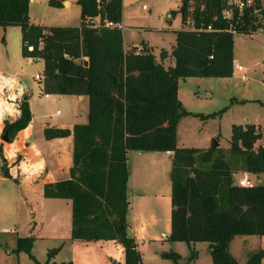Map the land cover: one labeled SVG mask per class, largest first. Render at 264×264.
Masks as SVG:
<instances>
[{"label":"trees","instance_id":"16d2710c","mask_svg":"<svg viewBox=\"0 0 264 264\" xmlns=\"http://www.w3.org/2000/svg\"><path fill=\"white\" fill-rule=\"evenodd\" d=\"M226 1L181 0L182 25L189 17L194 29L175 31L170 55L162 49L157 60L145 43L125 51L121 31L105 27L106 21L121 22L122 0H77L78 27L31 24L30 0H0V27L20 29L21 57L43 61L42 92L88 99L86 124L43 131L46 140L73 138L69 178L44 185L43 197L71 201V239L119 243L123 262L116 264H142L137 242L127 231L129 151L172 153L169 240L207 242L211 264H241L229 251L232 238L264 236V186L240 187L232 179L234 162L246 173H264V127L232 125L226 150L219 145L180 148L176 140L183 117L215 115L187 111L178 99V81L231 78L234 36L264 30V0H252L250 8L241 16L234 11L230 20L222 17ZM49 5L60 2L49 0ZM169 56L174 64L165 68L162 62ZM31 120L28 102L21 101L19 116L3 122L2 136L12 143ZM1 146V172L10 179ZM33 241V236L18 237L16 250L29 252ZM59 249L50 248L45 262L36 263L47 264ZM163 256L180 257L172 251ZM263 258L260 248L243 264H262Z\"/></svg>","mask_w":264,"mask_h":264},{"label":"rangeland","instance_id":"374dc122","mask_svg":"<svg viewBox=\"0 0 264 264\" xmlns=\"http://www.w3.org/2000/svg\"><path fill=\"white\" fill-rule=\"evenodd\" d=\"M56 1L60 2L57 7L50 6L49 0H34L33 3H30V23L34 25L43 23L52 27L78 26L80 10L76 0ZM64 2L70 3V6L66 8ZM180 5L181 0H122L121 17L125 25L124 43L131 46L148 42L156 53L160 51V48L168 49L169 42L174 38L171 31L179 30L181 27V15L178 12ZM171 12H173V18L167 22L166 16ZM261 20L264 23V16ZM20 47V29L18 27L5 29L0 27V57L3 59V72L20 74V68H22L23 73L20 74L22 80L25 83L33 84V76L39 74L38 64H36L39 62L21 64L19 60ZM234 55L237 62L245 69L244 81H241L236 73L232 75L231 79L191 78L179 81L180 100L187 111H193L195 114L202 113L200 115L204 116L215 114L204 120L197 117L200 120H193L194 122L190 124L193 127L192 140L195 142H192L193 145L210 147L214 142H217L223 149L230 144L232 124H240L248 119L264 125V30L251 36L235 35ZM5 59L11 60L8 65L4 64ZM8 99L10 96L3 91L2 103L5 104L6 101H9ZM71 99L74 98L51 96L47 106H41L39 102V112L50 117L52 121L62 118L68 114L69 102L74 101ZM72 103L74 104V102ZM70 105L72 107L71 103ZM76 107H80L77 111L78 114L84 113L85 117L86 109H83L82 105ZM57 111L58 115H56ZM35 112L37 116L38 111ZM35 121L37 123L38 119ZM179 140L181 143V136H179ZM4 143L0 140V144L4 145ZM226 158L229 161L228 153ZM1 166L0 159V168ZM0 173L2 174L1 171ZM252 183L256 184L257 180L252 178ZM262 184L264 185V176ZM19 192L14 182L0 181V264H37L36 261L44 263L47 250L56 245L51 239H34L29 252L16 250L18 237L32 236L28 235L27 208L18 199ZM131 206L129 199V214ZM41 207L40 205L38 210H41ZM157 210V213L164 217L163 207H157ZM162 226H164L163 219ZM139 247L142 264H211L207 242L171 241L165 234H157V242H147L146 240V242H139ZM260 248H264V236L236 235L229 244L230 253L232 252L233 254H231L241 262ZM170 251L177 253L180 257L174 260L163 256V253ZM75 253L78 256V261L82 264H105L98 257L89 260V257L94 253H88L85 245H81L78 250H75ZM31 255L34 259L31 258ZM69 256L70 251L63 250L59 255H56L55 260H68ZM115 258L111 259L115 260ZM111 259H107L106 264L112 263ZM47 264L53 263L49 260Z\"/></svg>","mask_w":264,"mask_h":264},{"label":"crops","instance_id":"0c3cea01","mask_svg":"<svg viewBox=\"0 0 264 264\" xmlns=\"http://www.w3.org/2000/svg\"><path fill=\"white\" fill-rule=\"evenodd\" d=\"M61 1V0H60ZM34 0H30L33 3ZM77 2V0H76ZM66 8L70 6V3H63ZM79 7V6H78ZM80 10V8H79ZM29 14H30V4H29ZM170 14V15H169ZM166 16L167 22L172 20V12ZM95 24L99 23V19L96 18ZM123 25L122 37H123V49L126 51L130 47L129 44L124 43L125 39L123 32L125 30L124 20L121 18ZM80 24V23H79ZM38 25L46 26L43 23H38ZM79 26V25H78ZM74 26V27H78ZM52 27V26H47ZM69 27V26H61ZM184 29L182 22L179 30ZM175 31L172 30L171 34ZM263 30H258L252 35L259 34ZM168 33V31H166ZM172 36V35H171ZM251 36V35H250ZM145 43V42H141ZM256 43V42H255ZM149 48H152L153 54L156 56L157 60L159 52L153 49V47L147 42L145 43ZM169 48L164 49L168 55H170L172 48L175 45V34L173 40L169 42ZM140 48L137 44H132ZM233 66L239 65L234 55V43H233ZM20 63L38 64L39 74L33 76L34 83L28 84L22 80L20 74L23 73L22 68H20L21 73H7L3 72L2 63L3 59L0 57V140L2 136V127L4 121L12 122L19 116V104L21 101H27L29 108L32 113V120L30 124L20 132L17 133L15 139L12 143H4L2 145V153L4 152V158L7 164V172L10 175V179L4 178L0 173V181H10L14 182L18 190V199H20L27 208V226L29 227V234L34 237V239L48 238L51 239L56 245L54 247H60L56 255H59L63 250H69L70 256L68 260H55L52 257L50 260L54 262H67L71 261L72 264H82L78 260V256L75 250L81 245H85L88 253H94L89 260L93 257H98L106 264L107 259L116 257L115 260L111 259L112 263L123 262V249L121 245L115 241L109 240H99V241H82L77 239H71V226H72V204L70 200L63 199H46L43 197V187L46 184L56 183L58 181L66 180L69 178V171L72 167V155H73V138L72 135L66 138H58L52 140H46L43 135L45 128H58V129H68L72 130L73 126L76 124H86L88 121V99L86 96H69V98H74L69 102L68 114L62 118L55 120H50V117L44 113L39 112V102L41 106H47L49 104V99L51 96L42 92L41 81H36L35 76L42 78V73L44 69V64L42 60H31L24 59L21 57V47H20ZM10 59H5L4 64L8 65ZM87 61V59H84ZM165 68L173 66L174 61L169 56L166 60L162 62ZM22 67V66H21ZM242 67V66H241ZM243 68V67H242ZM243 70H245L243 68ZM237 74L240 77V73L233 71V74ZM191 79V78H187ZM220 79H231V78H220ZM185 80V79H184ZM180 81V80H179ZM178 81V85H179ZM7 92L10 96L9 101L5 104L2 103L1 95L2 92ZM66 97V96H65ZM178 99L180 100L179 87H178ZM74 102V104L72 103ZM44 103V105H43ZM72 104V107L70 105ZM83 106L86 109V115L84 113L78 114V108L76 106ZM37 116H36V112ZM189 111V110H188ZM42 112V110H41ZM194 113L193 111H189ZM58 111L56 115H58ZM202 114V113H197ZM36 119L38 122L36 123ZM189 120V121H188ZM193 120H200L197 117L188 116L183 117L177 125V146L180 148H200L206 149L209 147H199V144H194L192 140L193 135ZM200 122V121H199ZM201 123V122H200ZM253 124L256 127H264L260 125L259 122L251 121L246 119L241 125ZM181 136V143L179 140ZM195 136V132H194ZM199 141V140H198ZM263 141L258 142L255 148L258 147ZM195 143V142H194ZM188 145V146H184ZM193 145V146H192ZM220 145V144H218ZM220 147V146H219ZM229 146L223 148L227 149ZM172 153L166 152H133L129 151L127 153V166L129 171L128 179V201L130 199L131 211L127 214V231L129 235L133 236L137 242L138 249L140 251L139 242H157V234H165L168 237L170 232V211H171V180L170 173L172 167ZM8 162L10 166L8 167ZM13 164V165H12ZM234 167L236 168V173L233 175V183L237 185V182L243 179H247L252 183V178L257 180V183L253 186L262 185L263 174H249L244 172L242 169V164L239 162H234ZM1 169V168H0ZM1 171V170H0ZM41 210H38L39 206ZM157 207H163L162 212L164 217L160 216L157 212ZM129 212V210H128ZM130 215V217H129ZM162 219L164 220V226H162ZM35 232V233H34ZM248 236V235H240ZM111 245H108V244ZM93 245V246H91ZM52 247V248H54ZM49 250V249H48ZM47 250V251H48ZM117 251V252H116ZM231 251V250H230ZM141 253V251H140ZM232 253V252H231ZM233 254V253H232ZM116 255V256H115ZM104 258L105 261H104ZM236 258V257H235ZM239 259L236 260L243 264ZM81 260V258H80ZM88 260V259H87ZM264 264V258L263 262Z\"/></svg>","mask_w":264,"mask_h":264},{"label":"built area","instance_id":"2783aa9c","mask_svg":"<svg viewBox=\"0 0 264 264\" xmlns=\"http://www.w3.org/2000/svg\"><path fill=\"white\" fill-rule=\"evenodd\" d=\"M175 1H179V0H175ZM252 4H253L252 0H227L226 4H225V8L222 11V17L226 20H230L232 18L234 11H237L238 15L241 16L246 9H248L252 6ZM104 24H105V27H107L109 29H116L119 31H123V25L120 22L114 23V22L106 21ZM184 26L188 29H194L193 23L190 19L187 20V22H186V24H184ZM207 30L209 31L210 27H207ZM233 71H236V72L241 74L240 75L241 81L245 80L244 70L241 66L234 65ZM35 80L41 81L42 78L39 76H35ZM237 186L252 187L253 184L251 182H249L247 179H243V180H240L237 182Z\"/></svg>","mask_w":264,"mask_h":264},{"label":"water","instance_id":"95a60500","mask_svg":"<svg viewBox=\"0 0 264 264\" xmlns=\"http://www.w3.org/2000/svg\"><path fill=\"white\" fill-rule=\"evenodd\" d=\"M169 15H170V14H169ZM83 65H84V67H87V66H88V62H87V61H84ZM1 140L4 141L5 143L8 142L6 135H4V136L1 138ZM217 145H218L217 142H214L213 145H212V147H216Z\"/></svg>","mask_w":264,"mask_h":264}]
</instances>
